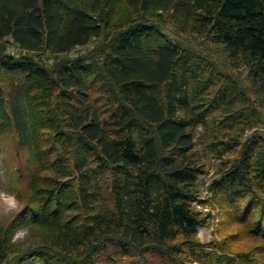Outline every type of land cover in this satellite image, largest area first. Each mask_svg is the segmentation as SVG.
Masks as SVG:
<instances>
[{"label":"trees","instance_id":"1","mask_svg":"<svg viewBox=\"0 0 264 264\" xmlns=\"http://www.w3.org/2000/svg\"><path fill=\"white\" fill-rule=\"evenodd\" d=\"M161 14L246 64L264 93V0H0V136L28 154L13 219L31 241L23 264H264L259 115L235 107L229 76L164 32ZM207 152L219 167L202 201ZM195 202L218 211L206 243L211 214Z\"/></svg>","mask_w":264,"mask_h":264},{"label":"rangeland","instance_id":"2","mask_svg":"<svg viewBox=\"0 0 264 264\" xmlns=\"http://www.w3.org/2000/svg\"><path fill=\"white\" fill-rule=\"evenodd\" d=\"M161 18L162 21L160 23V27L164 32L181 40L183 44H186V46L191 49L192 52H199L206 56V58L212 60L216 70H219L220 72H223V74L229 76L232 85L238 88L237 92L239 93L238 103L235 107L244 109L246 108L245 104H247L249 112L255 110L259 115L258 121L260 124L258 123V126L253 130L257 129V132L264 134V93L259 91L260 88L258 86L251 83L248 66L246 64H242L241 62L231 64V60H229L221 50L217 47L211 48L206 40L199 34L185 33L183 35H179L175 26L168 23L166 21L167 18L164 15H162ZM87 47L91 48L92 45L90 44L86 47H77L70 52V55L77 56L78 54H84L86 53L85 50ZM6 49H8L7 51L12 54L18 53L17 48L9 39L7 41ZM43 57L45 60L41 59L42 61H45L48 65H52L55 60L59 59L60 56L55 58L54 55H44ZM242 98L243 102L241 101ZM201 131L202 129L198 128L197 132ZM250 133V131L247 132V134ZM205 146L206 144L204 143V139L202 141V139H199L198 137L195 149L197 156L202 154L205 150ZM27 155L26 150L16 149L15 137L13 135L8 134L0 136V238L3 236L2 232H7L8 228L12 229L7 233L6 239L9 237V242L15 244H12V252L5 251V256L8 258L6 264H23L22 260L20 261V254L21 252L24 254L28 249L27 247L31 243L29 237L25 236L22 229L14 227L15 223L13 221V219L21 211L27 198V190H25L27 176L24 166ZM203 162L205 174L198 179L199 199L202 201L209 197L207 187L210 180L216 176V172L219 167V160L210 152H207ZM195 207L202 212H210L211 214L209 224L198 228L197 238H199L201 242L206 243L217 237V229L215 228L218 223V211L217 209H214L213 205L210 203L200 205V203L195 202ZM234 229H236V226L229 227V229L224 231L223 234H227L229 231H233ZM235 248L238 250H246L252 248V245L248 240H240L238 246ZM145 259L148 260L147 264L159 263L155 255L150 256V254H146ZM145 259H140L137 256L121 257L120 264H146Z\"/></svg>","mask_w":264,"mask_h":264}]
</instances>
